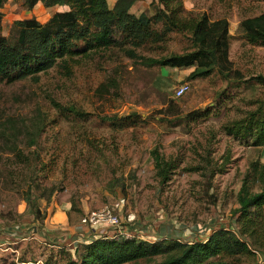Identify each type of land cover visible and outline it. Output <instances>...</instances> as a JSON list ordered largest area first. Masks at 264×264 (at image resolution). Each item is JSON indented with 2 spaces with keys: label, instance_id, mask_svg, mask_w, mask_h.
I'll use <instances>...</instances> for the list:
<instances>
[{
  "label": "rangeland",
  "instance_id": "obj_1",
  "mask_svg": "<svg viewBox=\"0 0 264 264\" xmlns=\"http://www.w3.org/2000/svg\"><path fill=\"white\" fill-rule=\"evenodd\" d=\"M182 1L186 16L227 20L228 80L216 72L188 80L194 68L148 67L126 57L124 49H113L70 63L65 70L57 66L36 79L0 84V264H18L20 258L37 264L62 262L61 249L72 255L81 244L70 242L76 240L75 227L82 217L112 202L121 205L123 226L141 235L148 230L150 240L162 230L167 238L192 242L234 225L232 211L242 179L254 161L264 165V149L246 147L221 130L264 96V87L254 80L264 78V47L247 44L239 31L242 20L264 12V1ZM108 2L112 7L115 0ZM156 2L136 0L131 13L151 17ZM66 10L39 3L28 11L23 1L6 0L0 35L12 38L15 21L34 18L43 24ZM161 45L135 53L159 59L191 50L189 38L176 33ZM183 84L188 91L174 98ZM207 107L212 108L208 119L186 125L188 113ZM133 114L138 116L136 124L123 129L102 121ZM99 145L116 150L113 178L121 180L123 188L111 190L108 174L93 175V147ZM153 150L183 161L167 184L155 177ZM207 155L218 164L228 156L226 172H187ZM27 191L39 197L43 221L33 219L24 200ZM241 260L264 263L261 256Z\"/></svg>",
  "mask_w": 264,
  "mask_h": 264
},
{
  "label": "trees",
  "instance_id": "obj_2",
  "mask_svg": "<svg viewBox=\"0 0 264 264\" xmlns=\"http://www.w3.org/2000/svg\"><path fill=\"white\" fill-rule=\"evenodd\" d=\"M23 1L28 11L37 4L44 8L65 7L67 10L53 14L43 24L34 18L15 21L13 37L0 35V84L12 85L25 79H36L40 74L59 66L67 69L70 63L90 58L94 54L122 50L126 57L144 61L148 67L194 68L188 80L203 79L214 72L225 80L230 76L228 59L230 35L226 19L212 21L207 15L189 17L185 14L182 0H157L154 14L138 17L131 13L136 0H115L110 7L108 0H18ZM264 1V0H253ZM6 0H0L1 9ZM243 40L252 46L264 47V12L246 18L239 24ZM1 32V31H0ZM176 33L189 38L191 50L159 59L146 58L135 53L137 49L162 46L169 35ZM131 46L132 49H125ZM264 87V78L255 77ZM253 108L241 117L227 122L222 127L226 137L249 148L264 149V96L252 103ZM188 113L186 122L202 121L210 117V110ZM76 116L81 113L68 110ZM137 115L126 117H103L102 121L115 129L136 124ZM182 120L178 118V121ZM91 167L94 176L109 175L111 190L123 188L121 180L113 178L116 150L99 145L93 147ZM155 177L161 185L183 164L182 159L151 152ZM202 156L197 165L187 172L212 176L226 172L229 157H222L218 164L212 158ZM39 197L25 192L24 200L35 221L45 219V211L38 204ZM234 225L219 227L200 241L183 242L180 239L110 240L89 239L76 246L74 254L65 255L62 262L45 260L42 264H250L244 257H259L264 260V165L254 161L242 179L236 195V208L232 211ZM18 264H37L23 258ZM260 264V263H254Z\"/></svg>",
  "mask_w": 264,
  "mask_h": 264
},
{
  "label": "built area",
  "instance_id": "obj_3",
  "mask_svg": "<svg viewBox=\"0 0 264 264\" xmlns=\"http://www.w3.org/2000/svg\"><path fill=\"white\" fill-rule=\"evenodd\" d=\"M187 91L188 86L186 84L179 86L175 89L174 98H181ZM120 212V203L112 202L84 215L80 220V225L88 227L89 229L99 230L101 233L100 238H107L115 241L121 239H143L142 235L137 230H130L123 226ZM204 238L205 237H201L200 239H195L194 241H200ZM77 242L80 241L76 238L75 241L70 242V245L75 246ZM2 247L3 245L0 243V251H2Z\"/></svg>",
  "mask_w": 264,
  "mask_h": 264
},
{
  "label": "crops",
  "instance_id": "obj_4",
  "mask_svg": "<svg viewBox=\"0 0 264 264\" xmlns=\"http://www.w3.org/2000/svg\"><path fill=\"white\" fill-rule=\"evenodd\" d=\"M75 235L76 238L80 241V242H85L87 240H91V239H97L100 238V231L99 230H93V229H89L88 227L82 226V225H78L77 227H75ZM142 235L145 239L149 240V241H154V240H150L149 236L151 237L152 234H149V231L147 230H143L142 231ZM152 238V237H151ZM167 238L166 233H163L162 230L160 231V233L158 234V238L157 239H164ZM172 238V237H170Z\"/></svg>",
  "mask_w": 264,
  "mask_h": 264
}]
</instances>
